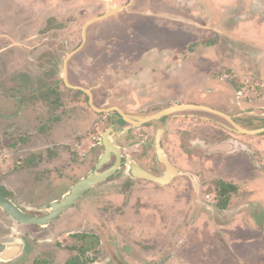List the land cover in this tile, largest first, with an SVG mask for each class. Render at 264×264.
Returning <instances> with one entry per match:
<instances>
[{"label":"flooded vegetation","instance_id":"af4514ba","mask_svg":"<svg viewBox=\"0 0 264 264\" xmlns=\"http://www.w3.org/2000/svg\"><path fill=\"white\" fill-rule=\"evenodd\" d=\"M234 3L238 6L233 16L236 23L252 26L251 17L264 19V0H234ZM27 5L29 9L44 11L55 8L58 2L0 0L1 11L6 8L17 13ZM119 5L94 18L103 19L89 25L94 20L91 19L84 25L80 45L65 57L62 77L67 90L84 95L96 115H106L110 126L101 137V147L93 152L94 171L107 150L103 141L107 136L110 158L100 172H114L47 225L23 223L0 206V264H93V191L102 186L108 187V201H112L108 214L117 213L120 207L124 212L114 223L111 220V235H119L118 239L130 245L125 247L114 239V244H120L110 248L116 264H141L129 259V251L145 256L153 251L149 246L167 238L170 242L172 230L177 231L176 235L181 232L185 235L197 229L203 242L212 233V227L219 231L213 234L239 264H250L252 252L247 248L241 250L239 244L238 254L235 239L238 236L239 242L243 240L239 228H244V224L237 223L243 216L256 220L261 226L257 227L261 229L258 238L264 239V89L259 93L248 82L239 80L236 67L242 69L247 60L243 51L238 57L233 52H208L213 43L206 40L201 45L202 51L207 49L205 52L192 51L199 38L187 42L186 50L179 52L163 47L160 21L180 24L178 21L189 19L157 14L147 9L143 0H126ZM75 6L76 2H69L65 9ZM201 12L193 18L198 21H191L190 29L195 28L194 24L210 27L205 24L212 20V15L202 9ZM121 17L128 21L125 24L133 37L142 35L141 43L136 44L133 39L128 43H111L114 50H121L114 52H107L111 44L104 45L107 48L101 46V52L107 53V67L97 71L94 65L100 58H93V87H83L82 80L73 83L75 62L88 46L93 54L91 43L95 42V36L90 35L91 28L109 22L122 24ZM138 19L148 25H137ZM262 23L263 27L253 35L257 39L264 38V20ZM152 29L151 47L148 33ZM263 57L264 54L255 60L262 75ZM7 81L15 84L8 77ZM4 90L0 89V94ZM241 90L245 91L243 97L238 96ZM13 100L14 96L9 94L3 96L0 104L7 105ZM178 107L186 110L173 111ZM39 182V185L32 182L27 190L28 206L5 184L0 185V194L21 214L35 221L45 219L51 213L46 212L47 208L63 198L68 183L66 179L48 180L43 176ZM55 186L62 187L59 196L48 199L46 192ZM126 198L131 201L126 202ZM120 199L123 204L114 207L121 204ZM117 222L122 230L114 227ZM178 222H182L181 226ZM220 227L227 231H221ZM145 235L150 238L145 239Z\"/></svg>","mask_w":264,"mask_h":264},{"label":"rangeland","instance_id":"374dc122","mask_svg":"<svg viewBox=\"0 0 264 264\" xmlns=\"http://www.w3.org/2000/svg\"><path fill=\"white\" fill-rule=\"evenodd\" d=\"M116 1L121 0H57L58 6L45 8L44 11L29 9L28 5L17 13L13 10L7 11L4 7L5 11L0 10V89L6 88L4 92L11 94L15 99L7 105L0 104V185L5 184L14 189L16 198L26 206L29 205L26 203L27 190L32 182L39 185L41 176L48 180L66 179L67 193L80 179L87 178L94 172L96 162H93V152L97 147H101V137L110 123L105 114L96 115L88 107L84 95H75L64 87L63 66L66 55L80 45L84 25L89 20L103 15L107 9L126 2ZM69 2H76V6L65 9ZM143 4L157 14L189 19L178 21L180 24L163 19L160 21L159 36L162 38L163 47L179 52L186 50L187 42L199 38L192 51L205 52L207 49L202 51L201 48L204 40L213 43L208 52H233L234 56L238 57L239 52L243 51L247 60L242 63V69L236 67L237 76L239 80L248 82L252 89L262 92L264 75L259 66L257 68L255 60L257 56L264 54V38L257 39L253 35L263 27L264 19L251 17L252 22L254 20L252 26L236 23V17L233 16L238 6L234 0H143ZM201 9L212 15V20L205 24L207 26L209 23L210 27L194 24L195 28L190 29L191 21L199 20L193 18L199 16L197 13H202ZM223 14H227L226 18L222 17ZM120 20L122 24L109 22L101 27L98 25L91 28L90 35L95 36V42L91 43L93 54L89 53L88 46L82 58L75 62L73 83L77 84L82 80L83 87H93V58H100L94 65L97 71H104L107 67V53L101 52V46L128 43L132 39L136 44L141 43L142 35L136 34L133 37L125 24L128 22L125 17ZM135 23L148 25L141 19ZM153 35L152 29L148 33L151 47ZM181 37L186 38L181 40ZM111 45L108 48L104 46L108 49L107 52L121 51L114 50ZM203 67L206 69L210 66ZM7 77L12 83L14 80L15 84L8 83ZM3 93L0 95L8 96ZM3 96L0 100H3ZM61 188L55 186L47 191L45 196L48 199L57 197ZM106 188L108 187L102 186L93 191V264H116L110 248L120 245L114 244V239L117 241L119 235H111L110 224L111 220L114 223L117 218L123 216L124 212L122 213L120 207L123 201L120 199V205L114 204V207H120L116 209L117 213L108 214L111 206L109 203L112 201H108L110 194L106 192ZM210 188L207 190L209 194L212 189ZM126 199V202L131 201L130 198ZM45 203L47 202L43 204ZM126 205L124 204V208ZM139 206L142 208L143 204L140 202ZM238 218L237 216L236 221ZM164 223L168 226V221ZM237 223L244 224V228H239L242 230V242H239L238 236L235 239L237 253L239 254L240 244L241 250L247 248L252 252L250 264H264V239L258 238L261 226L252 216H243ZM120 226L118 222L114 225L122 230ZM211 230L212 233L206 235L202 239L203 242H200L197 229L190 234L186 232L185 235H182V232L176 235L177 231L172 230L170 242L167 238L160 244L149 246L153 251L145 253V256L141 252L128 250L129 259L141 264H149L148 261H151V264H239L233 255L224 249L221 239L213 234L219 231L214 227ZM220 230L227 231L223 227H220ZM230 231L228 229V232ZM146 234L148 235V232ZM209 237L210 243L207 244ZM144 238L150 237L145 235ZM118 240L121 241L120 237ZM122 243L125 247H130L127 242ZM120 247L125 252L122 245Z\"/></svg>","mask_w":264,"mask_h":264},{"label":"water","instance_id":"95a60500","mask_svg":"<svg viewBox=\"0 0 264 264\" xmlns=\"http://www.w3.org/2000/svg\"><path fill=\"white\" fill-rule=\"evenodd\" d=\"M103 18L104 17L94 19L93 21H91L89 23V25L91 23H94L95 21H99ZM183 110H186V107L173 108V111L179 112V111H183ZM106 137L107 136L103 137V141L107 147V150L101 159L99 167L91 175H89L87 178H83L75 186H73V188L69 192L64 194V196L61 200H58V201L52 203L46 210L47 213L51 212L50 216H48L47 218L40 219L37 221L32 220V218H29V217L21 214L19 212V210H17V208L7 198H5L1 194H0V206L7 213L17 217L23 223L30 224V223L34 222L35 224H39V225H47L50 221L55 219L59 214L66 211L67 209L71 208L87 191L94 188L99 183L107 180L111 176V174L114 172V170H109V171H106L103 173L100 172V170L104 167V164L110 158L109 153H110L111 147L108 146V144L106 142V140H107Z\"/></svg>","mask_w":264,"mask_h":264},{"label":"built area","instance_id":"2783aa9c","mask_svg":"<svg viewBox=\"0 0 264 264\" xmlns=\"http://www.w3.org/2000/svg\"><path fill=\"white\" fill-rule=\"evenodd\" d=\"M244 92H245L244 90H241V91L238 93V96L243 97Z\"/></svg>","mask_w":264,"mask_h":264},{"label":"crops","instance_id":"0c3cea01","mask_svg":"<svg viewBox=\"0 0 264 264\" xmlns=\"http://www.w3.org/2000/svg\"><path fill=\"white\" fill-rule=\"evenodd\" d=\"M264 66V64H262ZM261 66V65H260Z\"/></svg>","mask_w":264,"mask_h":264}]
</instances>
